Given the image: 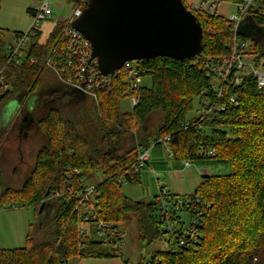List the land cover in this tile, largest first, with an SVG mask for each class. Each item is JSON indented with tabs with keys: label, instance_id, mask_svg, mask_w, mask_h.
<instances>
[{
	"label": "trees",
	"instance_id": "1",
	"mask_svg": "<svg viewBox=\"0 0 264 264\" xmlns=\"http://www.w3.org/2000/svg\"><path fill=\"white\" fill-rule=\"evenodd\" d=\"M68 1L75 4L77 0ZM87 1L84 0L85 5ZM183 3L188 7L185 0ZM194 14L203 29L200 55L137 60L135 68L141 77L150 78L151 85L134 89L138 101L129 111H122L119 106L121 98L129 94L127 66L116 71L110 89L97 91V99H92V115L84 114L81 119L75 113L62 112L54 104L42 106L36 123L44 143L20 188L7 186L0 171V208L17 204L33 207L36 215H43L49 200L55 207L48 217L30 224L25 246L0 248V264H60L71 257L124 258L118 252H123V246L111 249L96 238L93 230L80 231L82 222L75 210V194L85 186L80 178L86 172L103 174L95 191L99 213L105 221L124 229L126 213L135 212L143 245L159 236L166 240L165 250L152 252L147 262L139 264H264V88L258 89L254 78L245 75L239 84L224 87V95L219 99L224 110L186 119L195 97L199 102L205 96L214 99L209 74L211 59L230 56L238 43V52L252 57L255 64L264 68V41L235 34L234 23L218 12ZM249 14L264 31L263 0H255ZM61 26L55 23L45 41L36 38L31 42L28 57L21 65H8L6 75L11 89L0 91V109L18 92L25 96L26 103L22 105L28 106L35 94H38L37 103H42V73L46 70L57 78L43 61L55 45ZM5 42L4 30L0 28L1 64L7 56ZM240 42L248 44L243 47ZM29 57L33 58L32 62ZM58 86L64 97H82L62 83ZM154 112H161L162 120L151 137L144 124ZM5 127L0 114V135ZM166 136L169 137L166 145L176 160L195 163L217 159L230 169L226 174L202 175L188 196L197 202L172 215L177 225L186 223L181 213L189 219H199L197 240H187L183 246L167 239L157 194L145 202L133 201L122 192L123 183L141 181V170L135 172L139 149H148L154 141L161 144ZM124 143L125 150L112 151ZM168 194L177 196L170 191ZM42 203L45 204L39 212ZM180 236L183 234L179 232Z\"/></svg>",
	"mask_w": 264,
	"mask_h": 264
},
{
	"label": "rangeland",
	"instance_id": "2",
	"mask_svg": "<svg viewBox=\"0 0 264 264\" xmlns=\"http://www.w3.org/2000/svg\"><path fill=\"white\" fill-rule=\"evenodd\" d=\"M48 2L52 7V16L40 24L39 41H45L52 31L56 18L65 19L69 17L74 6L68 0H48ZM33 3L34 0H1L0 28L4 30L5 41L12 40L15 31H27L31 22L30 14L27 10L34 6ZM233 10L232 6L224 3H221L217 8L218 13L224 16ZM135 66L136 61H130L127 65L128 68H135ZM41 80L40 98L42 103H37L38 94H35L32 97V101L28 102V106L22 105L26 101L25 96L23 93L18 92L11 100L3 104L0 109V114L3 118L11 115L10 122L8 124L7 122L5 123V130L0 135V171L3 174L5 184L16 189L20 188L25 177L33 168L37 152L44 143V137L37 127L36 119L45 103L56 105L66 114L75 113L81 119L84 114H93V104L90 97L83 95L77 99L71 96L64 97V93L61 92L62 88L58 86L61 83L58 82V79L52 73L46 70L42 73ZM141 85L149 87L151 85L150 78L148 76L142 77ZM17 95H19V99ZM119 106L122 111H129L131 109L129 97L121 98ZM199 106V99L195 97L193 108L187 113L186 119L196 116ZM25 116L29 118L24 121ZM161 120V112L150 114L144 124L146 133L153 137ZM126 146L127 144L124 143L118 149L115 151L112 149V151L122 152ZM148 149V163L142 168L140 183L126 182L122 184V192L133 201H151L154 198V194H158L159 186H163V189L168 191L169 188H172L171 190L176 192L179 197H188L199 184L202 175L226 174L230 172L229 166L224 162L210 159L192 163L191 166L183 170V176L179 177L175 173L179 168L182 169L183 161L176 160L173 156H170L166 143L151 145ZM171 173L174 175L171 176ZM102 179L103 174L101 173H84L85 185H95ZM162 182L164 183L162 184ZM54 207V203L49 200L43 208V215H40V213L36 215L33 207H20L17 204L16 207L6 206L0 208V248L25 246L30 224L48 217ZM125 217L124 260H129L132 264L144 263L150 259L152 252L167 248L166 240L162 236L155 237L148 244L143 245L139 240V224L135 212H128ZM181 217L187 224L189 217L185 213H181ZM82 228H87V226L82 225ZM112 259L111 257H87L82 259L71 257L60 264H111Z\"/></svg>",
	"mask_w": 264,
	"mask_h": 264
},
{
	"label": "built area",
	"instance_id": "3",
	"mask_svg": "<svg viewBox=\"0 0 264 264\" xmlns=\"http://www.w3.org/2000/svg\"><path fill=\"white\" fill-rule=\"evenodd\" d=\"M184 0H182L183 2ZM188 4L186 7L192 13L201 12L206 14H213L218 12L217 8L221 3L230 5L234 10L228 13L225 17L228 21L233 22V32L236 33L237 24L243 20L249 13L250 7L255 4V0H240L238 2H228L226 0H185ZM31 8V22L27 31L21 34H14L12 40L5 42L6 60L0 63V91L6 92L11 89L7 81L6 70L8 65L18 66L28 57L29 45L36 38H39L40 24L51 18L52 7L48 0H34ZM85 7L84 0H77L73 6L69 17L62 19L56 18L55 23H61V29L52 47L50 53L43 61V65L51 69L57 79L64 84L73 94L90 97L93 100L97 99V91L104 88L110 89L112 86V79L116 71L112 74L103 75L96 58H91L92 47L90 42L77 30H75L71 23L81 14ZM235 41V38H234ZM247 42H240L243 47L247 46ZM238 43H235L233 53L228 57L212 58L209 65V74L211 76L212 91L214 99L210 97H203L200 99V106L196 116H207L213 114L215 111L224 110V103H220L219 99L224 95V87L233 84H239L245 75H251L254 78L258 89L264 88V68L255 64L252 57L243 55L237 51ZM32 62L33 58L29 57ZM128 63L125 65L127 66ZM142 77L140 71L136 68H129L128 72V97L131 108L137 104L138 98L133 94L136 87L141 85ZM204 91L202 92V95ZM230 101H234L231 98ZM185 128L188 123H185ZM168 136L163 137L161 141L166 143ZM152 145H156L154 141ZM170 151V150H169ZM209 154L214 155L213 151ZM170 156L172 153L170 151ZM149 149H139L137 161L138 165L135 167V172L142 170L148 162ZM184 167L191 166L189 161H183ZM78 173V170H76ZM84 184V176L80 178ZM122 182L121 178H118ZM85 185V184H84ZM95 185H85L81 190L75 194L77 203L75 210L78 212L82 225L87 228H80V231L87 233L93 230L96 238L101 240L105 245L111 249L119 248L124 245V229L116 226L113 223L105 221L99 213V201L96 197ZM158 208L161 219L164 222V227L168 231L167 239L177 241L176 246H183L186 241L195 242L199 235L198 217L189 219L188 224L177 225L172 221L171 217L175 211H180L182 208L193 207L197 200H192L189 197H170L168 191L160 189L157 194ZM198 211V210H197ZM183 221V220H182ZM179 232L183 236L179 237ZM185 237L187 239L185 240ZM123 254L122 250H118Z\"/></svg>",
	"mask_w": 264,
	"mask_h": 264
},
{
	"label": "water",
	"instance_id": "4",
	"mask_svg": "<svg viewBox=\"0 0 264 264\" xmlns=\"http://www.w3.org/2000/svg\"><path fill=\"white\" fill-rule=\"evenodd\" d=\"M71 26L90 42L91 58L97 59L103 75L130 61L158 56L186 59L202 51L201 23L182 0H88ZM235 31L264 41L263 29L250 14Z\"/></svg>",
	"mask_w": 264,
	"mask_h": 264
},
{
	"label": "crops",
	"instance_id": "5",
	"mask_svg": "<svg viewBox=\"0 0 264 264\" xmlns=\"http://www.w3.org/2000/svg\"><path fill=\"white\" fill-rule=\"evenodd\" d=\"M29 14H30V12H29ZM30 18H31V15H30ZM2 117V116H1ZM5 118H3L2 117V121H3V123H6L7 122V124L10 122V117H11V115L10 116H4ZM27 118H29L28 116H25V118H24V121L27 119ZM23 126V125H22ZM150 160V159H149ZM148 163V162H147ZM192 164V163H191ZM146 166V165H145ZM186 167H184V164H183V166H182V169L181 168H179V170L178 171H176V173H175V175H177V176H183V170L185 169ZM141 172H142V170H141ZM190 173V172H189ZM172 174V173H171ZM191 174V173H190ZM174 174H172L171 176H173ZM164 182H162V184H163ZM172 188H169V191L170 192H172V193H175L176 194V192H174V191H172L171 190ZM154 195H156V194H154ZM111 258H113L112 259V262H111V264H125V261H124V258H118V257H111ZM85 264V263H84Z\"/></svg>",
	"mask_w": 264,
	"mask_h": 264
},
{
	"label": "flooded vegetation",
	"instance_id": "6",
	"mask_svg": "<svg viewBox=\"0 0 264 264\" xmlns=\"http://www.w3.org/2000/svg\"><path fill=\"white\" fill-rule=\"evenodd\" d=\"M64 92H65V91H64ZM17 97H18V99H19V95H17ZM24 114H25V113H24ZM25 115H27V114H25ZM22 127H23V126H22ZM22 127H21V128H22Z\"/></svg>",
	"mask_w": 264,
	"mask_h": 264
}]
</instances>
